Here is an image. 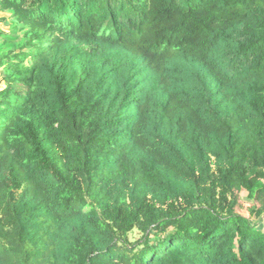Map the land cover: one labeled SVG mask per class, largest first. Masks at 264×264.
<instances>
[{
  "label": "trees",
  "instance_id": "obj_1",
  "mask_svg": "<svg viewBox=\"0 0 264 264\" xmlns=\"http://www.w3.org/2000/svg\"><path fill=\"white\" fill-rule=\"evenodd\" d=\"M1 12L0 264H264V0Z\"/></svg>",
  "mask_w": 264,
  "mask_h": 264
},
{
  "label": "rangeland",
  "instance_id": "obj_2",
  "mask_svg": "<svg viewBox=\"0 0 264 264\" xmlns=\"http://www.w3.org/2000/svg\"><path fill=\"white\" fill-rule=\"evenodd\" d=\"M14 17L15 16L13 12H8V13L1 12L0 13V19H2V22L0 23V28H1L2 33H4L5 35H8L11 33V30L13 29L12 23H13ZM19 35L22 36L21 33ZM0 40H3V39L0 37ZM240 195H241V203L243 205L240 208H238V211L241 212L242 214L248 215V207L250 206L252 201L248 200L246 191L242 192ZM131 238L138 239L139 236L134 235V236H131Z\"/></svg>",
  "mask_w": 264,
  "mask_h": 264
}]
</instances>
